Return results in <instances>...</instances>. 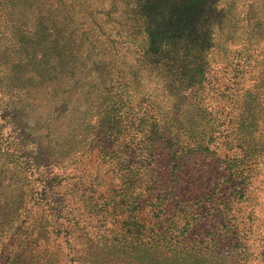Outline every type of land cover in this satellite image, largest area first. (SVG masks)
I'll use <instances>...</instances> for the list:
<instances>
[{"label":"trees","instance_id":"16d2710c","mask_svg":"<svg viewBox=\"0 0 264 264\" xmlns=\"http://www.w3.org/2000/svg\"><path fill=\"white\" fill-rule=\"evenodd\" d=\"M263 120L264 0H0V264H264Z\"/></svg>","mask_w":264,"mask_h":264},{"label":"rangeland","instance_id":"374dc122","mask_svg":"<svg viewBox=\"0 0 264 264\" xmlns=\"http://www.w3.org/2000/svg\"><path fill=\"white\" fill-rule=\"evenodd\" d=\"M8 101L7 104L9 106L15 107L14 105L17 103V101L14 102L12 101V99ZM38 108L39 107H33L26 110H29V114L32 116H36L37 118V116L39 115ZM261 124L260 134L264 138V120ZM65 166H67L65 170H68L67 175L71 177L70 182L73 185H76L78 188H81L84 192H87L86 194L92 195V193H95L96 196L102 195L105 197V200H107L113 193V188L117 189V186L115 185L109 186V177L112 175V172L109 170L108 165L102 162L98 149L92 150L89 155L84 156L76 161L74 160L71 162L70 160ZM127 216L128 214L121 217L119 219V222L115 224V227H113L115 223L114 216L109 217L106 222H108L109 230L111 229L110 236H112L111 232L112 230H114V228H123V222L126 220ZM151 218L152 216L150 214L143 215L141 217V221L145 222L149 227H151V224L153 222ZM90 227L88 228L89 230L92 229ZM92 234V238L93 236L96 237V243L108 238V233H106V231L104 233H101L97 229H92ZM90 236L91 235H89V237Z\"/></svg>","mask_w":264,"mask_h":264}]
</instances>
